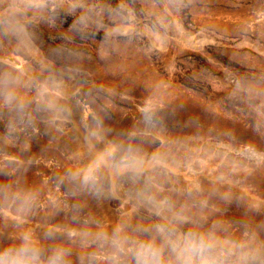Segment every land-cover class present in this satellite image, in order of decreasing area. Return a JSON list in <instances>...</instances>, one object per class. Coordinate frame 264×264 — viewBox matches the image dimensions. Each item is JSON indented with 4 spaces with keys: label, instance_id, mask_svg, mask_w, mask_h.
<instances>
[{
    "label": "rangeland",
    "instance_id": "374dc122",
    "mask_svg": "<svg viewBox=\"0 0 264 264\" xmlns=\"http://www.w3.org/2000/svg\"><path fill=\"white\" fill-rule=\"evenodd\" d=\"M189 233L264 264V0H0V253L177 264Z\"/></svg>",
    "mask_w": 264,
    "mask_h": 264
},
{
    "label": "clouds",
    "instance_id": "9594fccd",
    "mask_svg": "<svg viewBox=\"0 0 264 264\" xmlns=\"http://www.w3.org/2000/svg\"><path fill=\"white\" fill-rule=\"evenodd\" d=\"M174 251H181L189 254L190 258L181 259L177 264H220L219 261L205 260L196 258L207 245L197 236L189 233L177 237L172 242ZM0 264H39V255L37 252L22 245L14 255L6 257L0 253ZM48 264H59V258H52ZM136 264H161L157 253L153 250L151 244H144L142 251L137 255Z\"/></svg>",
    "mask_w": 264,
    "mask_h": 264
},
{
    "label": "bare ground",
    "instance_id": "6f19581e",
    "mask_svg": "<svg viewBox=\"0 0 264 264\" xmlns=\"http://www.w3.org/2000/svg\"><path fill=\"white\" fill-rule=\"evenodd\" d=\"M84 112V111H83ZM90 113V112H89ZM103 135V134H102ZM113 144V143H112Z\"/></svg>",
    "mask_w": 264,
    "mask_h": 264
}]
</instances>
